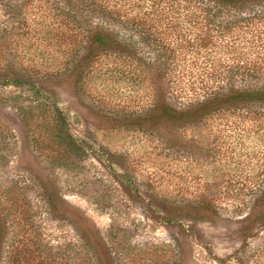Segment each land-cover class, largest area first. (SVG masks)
I'll return each mask as SVG.
<instances>
[{
  "label": "rangeland",
  "instance_id": "rangeland-1",
  "mask_svg": "<svg viewBox=\"0 0 264 264\" xmlns=\"http://www.w3.org/2000/svg\"><path fill=\"white\" fill-rule=\"evenodd\" d=\"M104 1L132 13L158 0ZM14 4L0 1V212L6 225L1 264H264V227L242 237L235 222L248 210L236 202L245 193L239 184L253 181L264 165V122L221 117L213 127H221L220 152L203 157L195 149L173 150L152 133L125 126L127 114L146 109L152 98L147 73L137 76L133 69L136 61L108 53L83 86L73 85L51 71L67 44L58 46L49 8ZM244 16L231 20L227 42L201 49L200 60L215 69L237 60L261 67L264 13ZM115 28L138 38L130 26ZM21 73L30 82L6 85ZM40 96L50 112L57 104L84 148L71 164L52 157L54 137L45 130L51 114L38 109ZM170 101L184 103L181 97ZM203 128L202 123L183 135L198 142ZM119 162L129 178L122 183ZM220 172L221 187L213 184ZM205 184L221 204L219 217L175 214L173 223L151 218L162 214L161 199L194 202ZM53 193L55 208L47 202Z\"/></svg>",
  "mask_w": 264,
  "mask_h": 264
},
{
  "label": "trees",
  "instance_id": "trees-1",
  "mask_svg": "<svg viewBox=\"0 0 264 264\" xmlns=\"http://www.w3.org/2000/svg\"><path fill=\"white\" fill-rule=\"evenodd\" d=\"M3 1L13 7L18 5L14 4L17 0ZM36 2L49 8L58 46L64 42L67 44L59 52L63 55L58 60V68L51 70L56 76H63L73 85L83 86L95 63L108 53L122 56L130 63L136 61L139 67L133 64V69L137 76L144 71L147 73L152 98L146 109L127 114L125 126L152 133L173 150L195 149L199 156L204 157L205 153L213 150L220 152L223 144L219 141L220 123L217 129L213 128L215 122H219L217 119L230 116L236 123L244 118L264 122V64L260 69L243 67L237 60L222 69H215L208 61L200 60L203 56L199 54L201 49L211 50L217 40L227 42L233 31L231 24L247 19V16L242 17L245 12L264 13V0H158L150 3L148 10L146 7L143 12H140L142 9L136 12L132 9V13H126L125 9L104 0H20L21 7ZM117 24L130 26L138 38L133 39V33H121L115 28ZM139 44L151 54L146 55ZM180 64L182 68H178ZM27 75H13L5 83H28ZM41 96L38 109L45 115L51 114L45 130L52 139L54 137V143L50 145L54 153L52 157L71 164L83 155L84 148L70 133L62 110L54 103L50 112L45 96ZM180 97L184 100L181 106L170 101V98ZM202 123L203 137L198 142L186 139L183 131L194 130ZM229 123L230 127L235 125L231 121ZM119 168L122 173L117 176L122 183L128 174L123 162H119ZM223 174L215 175V186L223 185L219 181L225 176ZM253 176V181L239 184L245 193L236 202L248 209L235 221L242 237H247L253 229L264 227V165ZM229 182L230 178L227 185H231ZM54 195L49 194L47 200L53 208ZM159 203L162 205L157 207H161L162 214L151 213L150 216L164 223H173L175 214H187L188 218L196 214L212 220L219 217L221 209V204L209 197L206 184L194 202L174 203L161 199ZM235 207L238 204L235 203ZM177 216L181 218L182 215ZM5 238L6 225L0 212V264ZM242 264H248V261Z\"/></svg>",
  "mask_w": 264,
  "mask_h": 264
}]
</instances>
